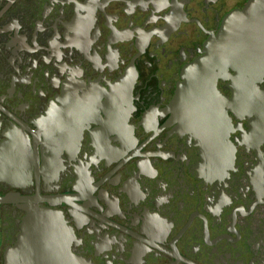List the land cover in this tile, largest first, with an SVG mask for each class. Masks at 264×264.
Wrapping results in <instances>:
<instances>
[{"label": "flooded vegetation", "instance_id": "flooded-vegetation-1", "mask_svg": "<svg viewBox=\"0 0 264 264\" xmlns=\"http://www.w3.org/2000/svg\"><path fill=\"white\" fill-rule=\"evenodd\" d=\"M247 1L0 0V264H264L254 115L171 107Z\"/></svg>", "mask_w": 264, "mask_h": 264}, {"label": "water", "instance_id": "water-1", "mask_svg": "<svg viewBox=\"0 0 264 264\" xmlns=\"http://www.w3.org/2000/svg\"><path fill=\"white\" fill-rule=\"evenodd\" d=\"M232 71V73H230ZM229 81L231 97L221 98L217 80ZM264 0H248L227 14L216 34L204 44L202 54L187 65L177 84L171 107L189 115L216 100L225 111L240 107L250 121V134L264 135ZM241 105V106H240ZM204 118L203 113L195 115Z\"/></svg>", "mask_w": 264, "mask_h": 264}]
</instances>
